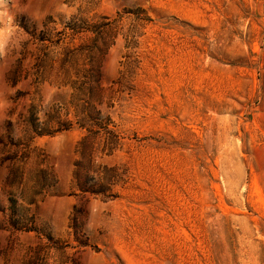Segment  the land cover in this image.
<instances>
[{"label":"rangeland","instance_id":"rangeland-1","mask_svg":"<svg viewBox=\"0 0 264 264\" xmlns=\"http://www.w3.org/2000/svg\"><path fill=\"white\" fill-rule=\"evenodd\" d=\"M0 264H264V0H0Z\"/></svg>","mask_w":264,"mask_h":264},{"label":"trees","instance_id":"trees-1","mask_svg":"<svg viewBox=\"0 0 264 264\" xmlns=\"http://www.w3.org/2000/svg\"><path fill=\"white\" fill-rule=\"evenodd\" d=\"M93 77H94V75H92V79H93ZM97 81H98V79H97ZM77 88H78V90L83 91L84 89H90L91 90L93 88V86L91 85V82H89V81H82ZM56 120H59V119H56ZM77 120L81 124H85V123H82L79 119H77ZM57 122L59 123V129L69 128L73 124L72 120H65V119H63L62 121H57ZM38 132L39 133H44V132H46V130L42 129V130H39Z\"/></svg>","mask_w":264,"mask_h":264}]
</instances>
